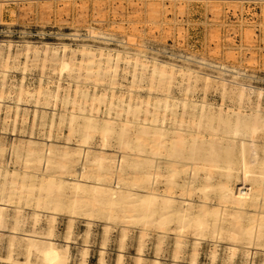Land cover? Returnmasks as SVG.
<instances>
[{"label": "rangeland", "instance_id": "rangeland-1", "mask_svg": "<svg viewBox=\"0 0 264 264\" xmlns=\"http://www.w3.org/2000/svg\"><path fill=\"white\" fill-rule=\"evenodd\" d=\"M83 52L95 54L90 70ZM54 53L71 60V68L61 70L53 64ZM136 59L147 66L135 68ZM154 63L175 68L169 85L151 88L152 80L158 82ZM180 72L191 77H182ZM220 73L227 82L235 78L243 86L264 85V0H0V205L5 204L8 227L19 216L23 221L20 230L43 232L46 219L55 217V240L61 242L72 220L67 264H81L84 244L89 247L87 264H98L100 258L105 264H116L118 252H122V264H135L140 243L149 260L145 264L156 258L161 264H189L195 242L197 264H212V252L216 253L214 264H241L240 256L228 260L230 243L218 239V230L210 229L196 241L191 235H178L174 222L165 227L132 221L106 225L100 218L89 222L82 215L72 216L68 208L38 206L37 192L19 194L10 186L17 176L13 173L22 176L24 170L37 173L28 185H39L42 180L40 168L25 167L28 141L43 148L51 146L57 154L77 152L81 156L80 150L89 148L92 154L99 152V131L91 133L88 144L82 143L87 119L94 128L106 123L112 126L109 154L116 157L125 153L119 149L117 135L122 125L130 128L127 138L134 142L139 128L151 123L153 115L166 120L164 127L170 133L180 135L194 130L201 115L203 122L215 126L211 117L220 110L228 116L239 110L243 115L256 111L255 98L252 104L239 107L235 99L194 83L200 74L217 78ZM77 90L83 94L76 95ZM162 100L169 106L165 112ZM260 104L264 115V99ZM258 142L264 148V134ZM145 171L143 166L138 172ZM255 172L264 179V167ZM199 178L190 186L189 174H179L176 182L184 189L176 193L198 202ZM4 198L7 202L2 203ZM242 213L245 226L263 215L252 208ZM226 220L222 217L217 224L228 227ZM179 242L182 248L175 260ZM7 244L8 238L0 242V264H39L36 258L27 261L18 246L11 260L6 259L10 255ZM250 251L256 254L249 262H264V251L255 247Z\"/></svg>", "mask_w": 264, "mask_h": 264}, {"label": "bare ground", "instance_id": "bare-ground-1", "mask_svg": "<svg viewBox=\"0 0 264 264\" xmlns=\"http://www.w3.org/2000/svg\"><path fill=\"white\" fill-rule=\"evenodd\" d=\"M82 54L88 56L86 68L90 70L95 54ZM116 60H120V56H117ZM50 61L58 64L61 70H68L72 65L71 60L68 62L64 56L58 58L55 53ZM146 66L147 64L140 63L138 59L134 61L135 68L144 69ZM174 69L154 63L152 71L158 75V82L154 83L152 80L151 88H162L167 82L169 85L175 76ZM186 73L181 76L191 77L190 73ZM92 76L97 77L99 74ZM223 76V73L218 74L217 78L200 74L198 78H194V83H201L205 91L213 89L219 91L223 98L235 99L239 107L252 104L255 98L258 101L256 111L243 115L239 110L228 116L220 110L211 117V120L216 121L215 126L203 122L201 115L194 130L185 131L180 135L170 133L171 131L164 127L166 120H160L153 115L151 123L139 128L134 142L127 138L130 128L122 125L117 135L119 149H125V153L116 157L109 154L108 136L113 132L112 126L106 123L96 129L92 126V120L87 119L82 143L88 144L91 133L99 131V152L92 154L89 148L80 150L81 156L77 152L57 154L51 146L45 144L46 148H43L28 141L25 143V167L32 164L40 168L42 180L39 185H28V181L37 173L24 170L22 176L20 173H13L17 176L13 177L10 186L19 190V194L33 195L37 192L38 206L51 207L54 210L68 208L72 216L82 215L89 222L100 218L106 225L113 221H132L159 227L174 222L178 235H191L196 241L204 238L210 229L215 232L218 230V239L230 243L227 247L228 260L240 256L241 264H253L249 262V258L256 252L253 253L250 249L255 247L264 251V179L259 178L255 172L258 167H264V148L258 142L264 134V115L259 110L264 94L256 88L243 86L235 81V78L232 82H227ZM81 94L83 92L80 90L76 91V95ZM160 102L165 105L164 112L169 109L165 100ZM127 110H131L130 105ZM70 119L71 122L74 121L73 116ZM200 129L206 132H200ZM14 152L16 153V150ZM143 166L147 171L139 173ZM2 170L0 166V172ZM51 170L55 173H49ZM71 170L73 174L69 173ZM187 173L190 186H194L198 177H201L199 180L202 186L199 188L201 193L198 202L189 198V195L176 193L177 189H184L183 185L177 184V176ZM160 187L163 190H160ZM196 189V186L193 187V190ZM5 202L6 199L2 200V203ZM213 204H216V207ZM2 205L5 204L0 205V242L8 238L7 250L10 255L6 259L11 260V253L18 246L24 249L27 261L36 258L39 264L68 263L73 235L72 220L68 223L63 241L57 242L54 232L55 217L46 219L47 228L43 232H37L35 229L20 230L19 225L23 221L19 216L9 228ZM249 208L263 215L250 219L249 224L245 226L241 223L244 219L242 211ZM196 209L199 211H194ZM222 217L227 219L228 227L217 224ZM86 236H89V232ZM124 238L125 234H122V240ZM141 247L140 243L134 257L135 264H145L149 261L144 258ZM181 248L182 243L179 242L175 260L178 259ZM88 252L87 244L81 246V264H87ZM215 257L216 253L212 252V264ZM122 259V252H118L116 264H122ZM197 259L195 242L189 264H197ZM150 262L161 264L157 258ZM98 264H105L103 258H100Z\"/></svg>", "mask_w": 264, "mask_h": 264}, {"label": "built area", "instance_id": "built-area-1", "mask_svg": "<svg viewBox=\"0 0 264 264\" xmlns=\"http://www.w3.org/2000/svg\"><path fill=\"white\" fill-rule=\"evenodd\" d=\"M255 86H257L258 89H259L260 91H262V93L264 94V85H263V86H259V85L257 84V85H255ZM257 87H256V88H257Z\"/></svg>", "mask_w": 264, "mask_h": 264}]
</instances>
